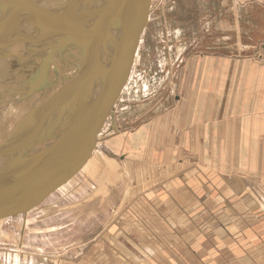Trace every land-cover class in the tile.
I'll list each match as a JSON object with an SVG mask.
<instances>
[{
  "label": "crops",
  "instance_id": "1",
  "mask_svg": "<svg viewBox=\"0 0 264 264\" xmlns=\"http://www.w3.org/2000/svg\"><path fill=\"white\" fill-rule=\"evenodd\" d=\"M250 11L248 23L253 25L251 5ZM247 37L242 43L234 35L233 44L228 37L223 43L217 37L222 44L218 50L203 52L196 63L191 52L186 66L194 62L195 80L201 82L186 86L187 99L176 97V103L164 107L160 101L148 110L156 113L155 125L144 124L141 132L144 137L150 129L158 133L156 142L148 140L142 149L128 151L141 159L124 160L126 176L109 188L99 206L103 226L120 211L119 229L125 219L131 224V246L121 239L134 253L131 258H140L136 264H264V28ZM17 61L11 59L12 69ZM0 76L6 78L7 71L1 69ZM107 130L104 124L98 132ZM139 133L136 139L143 136ZM97 153L84 160L87 173L99 174L97 163L109 169L111 177L104 171V180L111 181L116 174ZM57 207V213L80 208ZM138 220L148 221L144 229L152 238L136 230ZM144 245L153 249L150 258ZM126 247L105 250V255L119 253L128 259Z\"/></svg>",
  "mask_w": 264,
  "mask_h": 264
},
{
  "label": "rangeland",
  "instance_id": "2",
  "mask_svg": "<svg viewBox=\"0 0 264 264\" xmlns=\"http://www.w3.org/2000/svg\"><path fill=\"white\" fill-rule=\"evenodd\" d=\"M14 1L17 3V0ZM23 1L26 0H18ZM250 5L254 7L253 15L256 17V24L253 25L248 23L251 17ZM148 14L131 74L116 102L114 115L105 123L110 130L103 134L99 132L97 135L102 139L99 140L100 145L111 149L116 155L142 149L143 142L148 140L156 142L158 133H153L150 129V136L147 134L144 137L141 132L144 124L155 125L152 120L156 113L148 110L160 101L164 107L176 103V97L184 95L187 99L190 95L184 93V89L190 84L201 82L195 80L197 72L193 69L194 62L190 63V67L186 66L191 52L197 55L194 59L196 63L203 57V52L217 51L218 45H222L217 43H223L226 37L232 41L235 35V39L245 43L249 34L264 28V23H261L264 21V0H150ZM217 37H221V40L218 41ZM72 47L71 53L68 47L61 61H58L63 71L69 70L68 74H72L76 67L72 52L80 54L78 48ZM178 54L180 58L176 59ZM5 62L4 67L7 68L4 71L8 73V69H12V62L11 59ZM24 68L18 69L16 75L21 79L24 77ZM9 75L5 80L11 81ZM49 75V80L57 76L51 70ZM29 79L24 81V89ZM4 83L8 84L6 81ZM112 123L116 125L115 130L111 128ZM139 132L143 136L136 139ZM130 138L134 140L131 143ZM52 145L53 143H49L48 147ZM97 154V150L93 149L85 160L89 162V159H93ZM127 163L131 165V162ZM86 164L78 167L68 182L58 186L31 211L1 218L0 264H136V261L140 260L138 257L131 258L134 253L121 239L127 238V243L131 246V224L125 219L123 228L119 229L116 221L122 211L114 212L110 224L106 226H103L100 220L99 206L104 204L110 191H105V185L111 183L112 188H115L122 178L115 173L116 176L110 178L111 181L104 180V171L111 177L109 169L97 163L94 166L99 174L93 176L87 173ZM105 165L114 170V166L107 161ZM111 190L113 195L117 193L116 189ZM142 202L144 203L143 199ZM64 204L69 207L77 205L80 208L57 213V206ZM145 205L149 209V206ZM47 209L50 213L46 215ZM148 224V221L138 220L136 230L145 235V238H152L144 229V225L148 227ZM119 245L126 247L131 254L128 259H121L119 253L105 255V250L112 249L117 252ZM142 248L150 258L153 249L147 245ZM19 249L21 251H18ZM146 259L148 258L142 260L147 263Z\"/></svg>",
  "mask_w": 264,
  "mask_h": 264
},
{
  "label": "water",
  "instance_id": "3",
  "mask_svg": "<svg viewBox=\"0 0 264 264\" xmlns=\"http://www.w3.org/2000/svg\"><path fill=\"white\" fill-rule=\"evenodd\" d=\"M87 3L76 0L70 7L56 8L32 0L0 4V47L25 42L33 44L29 47L35 54H41L22 90L23 98L52 85L49 65L53 64L57 74L58 63L52 60L58 51L75 46L81 60L70 74L71 87L31 108L1 144L0 164L17 155H25V159L0 175V219L35 208L72 178L95 147L114 163V171L121 178L126 176L125 159H141L135 152L116 155L100 145L97 135L106 119L111 118L131 74L150 0H105L96 7ZM29 19H33L35 32L22 31L21 23ZM59 110L69 114V123L51 148L28 154ZM111 128L115 130L116 125L112 123ZM110 184L105 185V191L112 187Z\"/></svg>",
  "mask_w": 264,
  "mask_h": 264
},
{
  "label": "bare ground",
  "instance_id": "4",
  "mask_svg": "<svg viewBox=\"0 0 264 264\" xmlns=\"http://www.w3.org/2000/svg\"><path fill=\"white\" fill-rule=\"evenodd\" d=\"M84 2V0H82ZM88 5L92 4L96 6H99L105 0H87ZM2 2H6L5 0H2ZM40 4L42 3L43 6H46L48 8H56L57 6H65L70 7V4H73L76 2V0H38ZM7 3V2H6ZM70 5V6H69ZM33 19H29L25 22H23L21 28L23 29V32H35V28L33 27L31 21ZM30 21V22H29ZM29 45L33 44H27L25 42H18L13 43V45H7L4 47H0V70L6 69L7 67H4L5 61L8 59H14L18 58V64L13 65V69H8L7 75L10 76L9 80H5L6 78L0 76V146L4 141H6L11 134L14 132L17 123L20 121V118H22L25 114H27L31 108L37 106L41 102H44L46 100H49L50 98L57 96L59 93L63 92L64 90L71 87L73 81L70 78V73L68 74L69 70L63 71L62 67L60 66L58 61H61V58L63 56L64 51L68 48H66L64 51H58L55 54L53 62L58 63L59 71L57 74L54 73L53 64L50 63L49 65V71H53L56 77H53L49 81L52 83V85L44 91H36L29 95V97L23 98L22 97V90L25 88V80L29 78V74L34 71L36 68V62H38L39 56L41 54H35L31 50V47ZM68 49L69 53H71V46ZM73 49V47H72ZM74 49H77V47L74 46ZM74 51V50H73ZM72 55L74 59H76L74 65H79L80 61L77 58H80V54H77L76 51L72 52ZM59 59V60H58ZM19 66V67H18ZM25 67L24 69V77L23 79L19 78L17 73L19 72L18 69H21ZM27 73H26V72ZM22 73V72H21ZM26 73V74H25ZM13 76H16V78H13ZM22 76V75H21ZM48 76L49 72H48ZM2 81V84H1ZM4 81H6L8 84L5 85ZM2 85V86H1ZM69 114L66 113L65 110H62L60 115L55 117L53 116L51 119L53 120L51 124L48 126V128L45 130L44 135L39 138L36 146L33 150H31L28 154H31V152L51 148L48 147L49 143H53L58 138V133L61 134V131L66 127V125L69 123ZM98 140H102L101 138L97 137ZM96 148V147H95ZM101 158L103 161H107L111 166H113V162L109 161L106 157L102 156L99 149H97ZM129 153V152H128ZM27 155V154H26ZM25 155H17L16 157H10L7 158L5 161H3L0 164V175L4 173L5 171L10 170L11 167L15 166V162L20 160L22 161L25 159ZM19 158V159H18ZM27 158V157H26ZM17 159V160H16ZM8 172V171H7Z\"/></svg>",
  "mask_w": 264,
  "mask_h": 264
}]
</instances>
